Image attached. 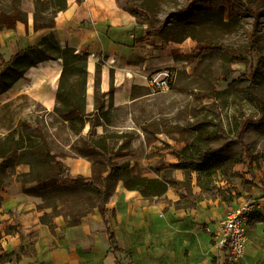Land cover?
<instances>
[{
	"label": "crops",
	"instance_id": "crops-1",
	"mask_svg": "<svg viewBox=\"0 0 264 264\" xmlns=\"http://www.w3.org/2000/svg\"><path fill=\"white\" fill-rule=\"evenodd\" d=\"M19 9L26 14L27 23L17 22L13 29L0 30V54L5 60L52 33L60 47L67 46L87 56V112L94 106L97 63L99 92L107 93L111 75L113 105L133 101L131 88L142 83L141 68L149 64L143 60V46H150L139 39L145 27L136 23L129 0H66V8L54 16V26L38 30L33 29L32 0H20ZM60 70L59 58L29 67L0 93V103L9 102L18 92H31L52 112ZM87 129L86 125L85 132ZM61 160L69 167L70 178L90 176L92 163L87 157L66 156ZM194 191H199L198 186ZM0 196L1 247L7 253L19 254V260L0 264H117L116 257L122 264H264V196L259 192L250 199L253 209L245 227L243 256L237 262L224 260L218 244L222 220L238 205L236 199L230 203L219 198L204 200L195 208L177 209L173 202L179 195L171 188L162 196L144 198L139 191L119 182L105 204L119 247L115 256L98 212L87 214L75 226H67V218L56 215L51 231L39 220L49 209H38V199L25 195L19 183L2 185ZM7 225L12 228L4 233Z\"/></svg>",
	"mask_w": 264,
	"mask_h": 264
},
{
	"label": "trees",
	"instance_id": "trees-1",
	"mask_svg": "<svg viewBox=\"0 0 264 264\" xmlns=\"http://www.w3.org/2000/svg\"><path fill=\"white\" fill-rule=\"evenodd\" d=\"M133 1L129 0L130 10L145 14L144 9L137 7ZM3 2H6L5 6L2 5ZM19 3L20 0H0V30L13 29L17 22L27 23V16L19 9ZM32 3L34 30L53 27L56 13L66 8V0H32ZM262 5L264 0H185V5L173 13V15L181 16L197 10L206 18L207 23H220L233 27H242L239 18L243 13L250 14L254 18L245 43L225 44L203 40L192 35L196 46L194 51L187 54L185 58L187 61H194L204 53L218 52L228 65L221 76L226 75L232 64L247 63V70L237 81L249 82L247 89L252 94L260 115L256 118H245L242 121L241 130L237 135V140L240 142L241 133L246 127H264V99L251 92L257 78L264 75V44L260 42L258 36L259 28L256 19L261 14L259 8ZM225 16L226 21H224ZM147 27H153L150 19H148ZM155 33L160 37L157 32ZM253 55H257V58L252 62L248 58L251 59ZM175 57L179 59V56L175 55ZM58 58L61 59V70L55 89V105L52 113L60 122L59 128H63L75 137L70 144L74 154L87 157L91 161L90 176L77 175L75 178H70L69 167L61 160L68 154L61 150H54L45 134L38 128H34L37 131L36 134L27 132L31 124L25 120L19 124L11 121V124L0 134V187L4 180L14 173L20 176L21 191L27 196L38 199L39 202L36 205L38 209H49L43 212L39 220L48 225L51 231L54 229L52 220L56 215L67 218V226H75L84 216L96 211L102 217L108 233L110 249L116 256L119 247L109 223L105 204L119 182L127 189L139 191L144 198L162 196L171 188L179 195V198L173 202L177 209L195 208L201 201L216 198L230 203L240 196L218 183L220 181L228 183L229 176L236 165L247 163L251 167L256 156L246 144L241 143L243 151L238 156H225L221 148H210L203 144L204 135L202 137V134L186 139L185 146L175 152L177 161L170 165L171 169L183 171L182 179L172 177L169 172L148 177L145 174L147 170L138 163L130 164L129 161L114 160L116 156L113 151L114 134H107L104 129L101 134H96L97 126L103 128L102 117L106 115L105 112H100L106 101L103 98L105 94H107L108 102L112 101L114 90L112 76H109L107 93H100L98 90L100 68L98 63L96 64L94 106L91 112H87V56L73 48L60 47L52 33L43 36L36 45L18 49L6 60L0 54V93L10 88L29 67ZM134 89L135 87L132 86V98L136 95L133 93ZM212 93L210 96L216 97L221 92ZM86 125L88 129L83 134ZM205 135H208V138H216L214 133ZM146 141L151 144L154 138H146ZM263 153L264 147L261 155ZM22 166H26L27 169L20 170L19 167ZM193 179L199 191H194ZM258 190L260 196H264V175ZM11 228L12 226L7 225L4 233H9ZM1 237L0 232V239ZM229 248V242L221 246L224 260L227 259ZM17 260H19V254L16 251L5 252L0 243V263ZM116 261L117 264H122L120 258L116 257Z\"/></svg>",
	"mask_w": 264,
	"mask_h": 264
},
{
	"label": "rangeland",
	"instance_id": "rangeland-1",
	"mask_svg": "<svg viewBox=\"0 0 264 264\" xmlns=\"http://www.w3.org/2000/svg\"><path fill=\"white\" fill-rule=\"evenodd\" d=\"M133 3L145 11V14L131 12L138 24H145L144 35L139 39L150 46H143L142 50L143 60L149 64L141 68L142 83L133 85V93L136 94L133 101L115 107L112 101L109 103L103 97L106 101L100 112L106 115L102 117L103 128L97 126L96 134H101L103 129L107 134H114V160L138 163L147 170L148 175L169 172L176 179L183 178V171L171 169L170 165L177 161L175 152L185 146L186 139L202 134L203 144L210 148H221L225 156H238L243 151L242 144H246L256 156L251 167L247 163L236 165L228 183L220 181L218 184L230 189L233 194H240L236 198L238 204L249 201L259 192L258 186L264 175V153L261 155L264 127L248 126L241 133V142L237 140L242 121L260 115L247 89L249 82L237 81L247 70V63H234L226 75L221 76L228 65L218 52L204 53L194 61L185 58L196 46L192 35L225 44L245 43L254 18L243 13L239 18L242 27H233L207 23L197 10L181 16L173 15L185 5V0H134ZM2 5L5 6L6 2ZM259 11L261 14L256 18L258 36L264 44V5L260 6ZM148 19L153 27H147ZM155 32L166 41L160 37L155 39ZM256 58L257 55H253L248 60L253 62ZM165 69L173 73L167 89L147 85L144 76ZM212 92L221 93L211 97ZM251 92L264 99V75L257 78ZM22 120L31 124L27 132L36 134L34 128H38L54 150L76 156L70 148L75 137L59 128L60 122L54 114L48 112L31 92H18L9 102L0 103V134L11 121L19 124ZM208 133H214L216 138H208L205 135ZM146 138H154L153 143L148 144ZM12 182L20 184V176L14 173L2 185ZM192 184L197 187L194 179Z\"/></svg>",
	"mask_w": 264,
	"mask_h": 264
},
{
	"label": "built area",
	"instance_id": "built-area-1",
	"mask_svg": "<svg viewBox=\"0 0 264 264\" xmlns=\"http://www.w3.org/2000/svg\"><path fill=\"white\" fill-rule=\"evenodd\" d=\"M155 36L154 38L157 39ZM147 85L158 89H167L172 81L173 73L169 69L156 70L152 74L144 76ZM252 201H245L231 208L222 220V232L219 235L218 244L223 246L226 242L230 243L227 252V259L237 262L243 256L245 242V227L252 212Z\"/></svg>",
	"mask_w": 264,
	"mask_h": 264
},
{
	"label": "bare ground",
	"instance_id": "bare-ground-1",
	"mask_svg": "<svg viewBox=\"0 0 264 264\" xmlns=\"http://www.w3.org/2000/svg\"><path fill=\"white\" fill-rule=\"evenodd\" d=\"M92 63V62H91ZM40 64V63H39ZM36 65V64H35ZM88 65H90V64H88ZM38 66V65H37ZM40 66V65H39ZM54 67V66H53ZM89 67V66H88ZM55 69V68H54ZM31 73V72H30Z\"/></svg>",
	"mask_w": 264,
	"mask_h": 264
}]
</instances>
